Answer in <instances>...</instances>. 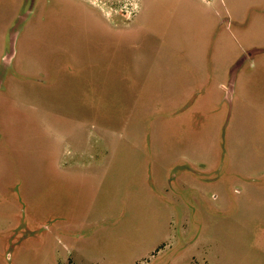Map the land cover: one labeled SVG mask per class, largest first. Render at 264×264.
<instances>
[{"label":"rangeland","instance_id":"1","mask_svg":"<svg viewBox=\"0 0 264 264\" xmlns=\"http://www.w3.org/2000/svg\"><path fill=\"white\" fill-rule=\"evenodd\" d=\"M34 4L0 101V264H264V0ZM62 131V165L83 171L46 187ZM211 145L221 183L173 180Z\"/></svg>","mask_w":264,"mask_h":264},{"label":"crops","instance_id":"2","mask_svg":"<svg viewBox=\"0 0 264 264\" xmlns=\"http://www.w3.org/2000/svg\"><path fill=\"white\" fill-rule=\"evenodd\" d=\"M17 9H18V0H16V2H15V0H4V1L0 0V18H1L0 19L1 20V23H0V65H1L2 58L5 54V51L7 50V47H8L9 33L14 28L12 26V24L16 18ZM129 27L130 26H128V29H129ZM121 29L123 30V29H125V27H123ZM112 30L115 32L119 31V29H115L113 26H112ZM17 37H18V34H17ZM17 37H16V43H17ZM16 43H15V54H14V57L12 58V61L9 65V67H8L9 69L12 67L13 72L10 74L9 70H8L7 72H5L4 75L0 76V101H2V102H6V100H8V98H7L8 94L12 93V91L10 90L11 86H9L8 81L13 83L14 82L13 77H16L15 75L19 74L16 70V65H14V60H15V57L17 55ZM260 53L261 52H259V55H261ZM240 54L236 57V60L229 66L228 71H227V79L229 81L227 89H230L229 97H228V91H223V94L225 95V102L229 105L232 104V102L234 101V98L237 96V87H238L237 83L239 84V78L238 77H240L241 74L238 73L239 70L237 71V70H235V68L240 66V64H241V60H239V62L237 63V60L240 57ZM252 60H254V59L252 58ZM130 70L131 69L128 67L127 62L124 61L122 73L124 74V72H125L126 75H129ZM251 76H254V75H251ZM129 79H130V76H129ZM198 85H200L202 87H197L194 90V92L192 93V95L189 96L190 97V98H188L189 103H190V101L196 100V98L199 97L200 94L204 93L203 89L206 88L205 84L200 83ZM239 88H240V86H239ZM92 91H91V95H93ZM215 94L217 95L218 93L215 92ZM189 99H191V100L189 101ZM48 103H49V101H48ZM209 103H210V101H209ZM218 103H221V100ZM4 105H6V104H4ZM48 107H50V105H48ZM106 110L107 111L105 113V116L108 113L107 108H106ZM84 111L90 112V118L86 117L84 119V116H83ZM196 111H197V109L194 110V112H196ZM101 112L99 109H98V111H96L92 108L90 109V107L84 106L80 110V117L77 114V115H75V118H77V120H81L82 125H83V123H85V125H87L88 127L91 128V127L95 126L94 122L100 118ZM185 117L188 119V122H189V120L191 121L190 114L187 113V115H185ZM69 133H70V131H62L57 135H53L51 133L46 134V138L49 140V144H51V143L57 144L58 148H59L58 156L53 160L52 167L49 169L50 171H54V173H56L59 176L57 177L52 173H46V181H47L46 187H48L50 184H54V183H50L51 178H52V180H55V182L61 183V182H63V177H65L67 174H70L73 171H74V173H76V172H78V169L80 170L81 173L83 171V169H81V167H79V164L73 165V167H69V168L62 165L64 151L61 152V147L64 146V143H65L64 141L67 140V136L69 135ZM0 138H3V136L0 135ZM209 150H210L211 159H214V161L211 165H209L208 162L204 163V162L194 161V160H190L189 158H186L185 156H182L181 160H183L182 163H184V164L181 166L182 170L178 174H175L174 180L176 181V180H181V179L185 178L187 180L192 181L194 184H196L197 180H199L198 182L201 183L200 185H202L204 187L207 186L209 183H214V184L221 183L220 179L222 178V176H220V178H217V175H215L213 173L215 171L214 170L215 167L218 166V164H219V162H218V164L215 166V162H216L215 159H216L218 153L215 150L214 145H211V149H209ZM218 161H220V159ZM184 171H186V172L183 174L182 172H184ZM52 175H54L57 178H54ZM211 177H214V178L211 179ZM208 178H209V180H208ZM247 178H249L248 179L249 182H251V183L255 182L254 177H251V176H249V177L244 176L243 182L247 181ZM14 183L17 184V182H14ZM38 187H42V186L39 185ZM50 188H53V187H50ZM241 188H243V190H241V191L246 190L245 187H241ZM261 188H264V187H261ZM240 193L242 194V192H240ZM224 196H225V201H224L225 206L228 210L229 206H230V198H229L228 194H226V193H224ZM234 203L238 207L239 203H240L239 198L235 199ZM48 218H49V222L43 228L46 231V234H50L51 230L53 231V227L55 225L53 222L54 219H52L50 216H48Z\"/></svg>","mask_w":264,"mask_h":264},{"label":"flooded vegetation","instance_id":"3","mask_svg":"<svg viewBox=\"0 0 264 264\" xmlns=\"http://www.w3.org/2000/svg\"><path fill=\"white\" fill-rule=\"evenodd\" d=\"M35 1L36 0H30V6L28 8H22L21 11H19V0H18L17 15H16V18H15L13 24H12L13 27H16L17 26L15 28V30H17V32H18V37H19V34L22 31V29L24 28L23 27L24 24L28 21V19L30 18V16L34 13L33 10L35 8V4H34ZM28 3H29V0H25V5H27ZM100 19L102 20L101 16H100ZM102 22H103L104 25L107 26V31L112 30V26L109 23H106L103 20H102ZM18 37H17V39H18ZM220 176H221V174L217 175V178H220ZM174 178L175 177H173V180H174ZM213 178L214 177H211V179H213ZM208 180H209V178H208ZM0 181H1V178H0ZM6 181H12V180L10 178H7ZM14 185H15V187H19L18 184H14Z\"/></svg>","mask_w":264,"mask_h":264},{"label":"water","instance_id":"4","mask_svg":"<svg viewBox=\"0 0 264 264\" xmlns=\"http://www.w3.org/2000/svg\"><path fill=\"white\" fill-rule=\"evenodd\" d=\"M16 27H14L9 33L8 47H7V50L5 51V54L2 58L1 65H0V75L1 76L5 74L15 54V43H16V37L18 34L17 30H15ZM227 90L229 93L230 89H227Z\"/></svg>","mask_w":264,"mask_h":264},{"label":"trees","instance_id":"5","mask_svg":"<svg viewBox=\"0 0 264 264\" xmlns=\"http://www.w3.org/2000/svg\"><path fill=\"white\" fill-rule=\"evenodd\" d=\"M53 222H55V221H53Z\"/></svg>","mask_w":264,"mask_h":264}]
</instances>
